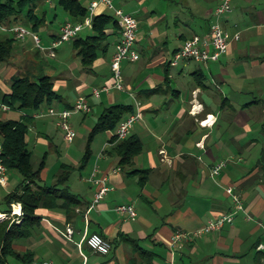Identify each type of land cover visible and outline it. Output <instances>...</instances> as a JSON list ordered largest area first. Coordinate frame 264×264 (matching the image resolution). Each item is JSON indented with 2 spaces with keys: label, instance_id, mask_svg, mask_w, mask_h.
<instances>
[{
  "label": "crops",
  "instance_id": "1",
  "mask_svg": "<svg viewBox=\"0 0 264 264\" xmlns=\"http://www.w3.org/2000/svg\"><path fill=\"white\" fill-rule=\"evenodd\" d=\"M31 1L33 15L40 21L36 32L28 23V8L0 22V42L13 38L10 28L22 26L49 48L59 38L62 25L74 23L58 0L51 4ZM78 1L88 15L90 6L98 3L93 18L109 15L116 20L99 0ZM111 2L138 22L134 50L139 59L122 63L124 92L94 94L113 83L110 64L120 39L118 23L106 30V50L90 68L83 67L72 43L60 45L51 57L30 38L16 41L10 60L0 63V104L11 92L14 78L48 76L59 96L51 108L70 110L81 96L91 107L89 114L70 118L75 138L66 153L53 143L56 133L52 129L59 130L55 120L35 119L29 144L33 140L55 156L53 163L48 153L43 156L45 167L37 186L55 185L63 167H69L70 177L60 188L80 200V205L68 214L41 206L30 236L15 240L12 253L0 255V264H264V0H232L231 12L220 20L230 37L226 55L216 62H180L177 66L171 62L186 40L209 37L221 0ZM84 33L89 35L91 29L79 37ZM117 105L132 106L134 113L141 114L129 134L142 142L141 154L133 159L132 169L119 166L116 144L110 141L114 132L107 131L90 144V169L88 164L81 168L78 156L85 154L88 144L74 146L80 133L90 135L102 113ZM9 113L15 119L26 115L11 111L1 115ZM219 163L225 166L214 177L212 170ZM95 166L100 174L108 175L111 191L91 209L96 186L87 179ZM132 171L140 173L133 175ZM21 181L8 171L6 185H0V224H21V205L13 204L11 213L5 214L4 204ZM234 195L241 200V211L235 210ZM121 205L133 206L136 216L118 213L116 208ZM227 215H233V222L220 231L172 247L176 233L196 232ZM68 231L72 232L69 238ZM92 234L111 245L107 255L86 245Z\"/></svg>",
  "mask_w": 264,
  "mask_h": 264
},
{
  "label": "trees",
  "instance_id": "2",
  "mask_svg": "<svg viewBox=\"0 0 264 264\" xmlns=\"http://www.w3.org/2000/svg\"><path fill=\"white\" fill-rule=\"evenodd\" d=\"M31 3V0H0V22L4 23L10 17L22 14L29 8L26 13L28 23L36 32L40 21L33 15ZM58 6L69 14L74 23L83 22L88 16L87 9L78 0H58ZM113 24L117 25V21L109 15L96 16L93 18L91 33L85 38L78 36L75 41L71 42L83 67L90 68L99 53L106 50L108 40L106 30ZM16 41L13 37L0 42V63L10 60ZM10 90L11 92L4 96L2 104L8 106L11 112H24L26 115L22 114L18 119H9L3 117L0 112L2 164L7 172H17L22 180L17 191L4 198V204L6 205L5 214L11 213L13 204H20L22 221L20 225L11 224L9 221L0 224V255L2 256L12 253L11 245L15 240L30 236L31 229L37 223L36 211L41 206L61 209L68 214L70 210L80 205V200L69 194L67 189L60 188L66 184L70 177L72 170L69 167H63L55 185L37 186L45 163L43 161L38 166L33 165V152L30 150L27 140L35 122L30 114L37 113L44 107L50 109L59 100V96L54 90L53 80L48 76H42L36 80L18 77L12 80ZM129 113L134 114L132 106L123 105L109 107L102 113L89 136L81 168L86 167L91 159L90 144L93 139L107 131L115 132L119 124L123 122L125 115ZM110 141L116 144L115 151L119 157V166L132 169L133 159L143 150L142 142L136 137H128L125 140L113 137ZM139 173V171L131 172L133 175H139ZM145 179H141V181H145ZM16 257L20 256L16 255ZM31 263L33 262L28 261L27 264ZM2 264L4 263L2 262Z\"/></svg>",
  "mask_w": 264,
  "mask_h": 264
},
{
  "label": "built area",
  "instance_id": "3",
  "mask_svg": "<svg viewBox=\"0 0 264 264\" xmlns=\"http://www.w3.org/2000/svg\"><path fill=\"white\" fill-rule=\"evenodd\" d=\"M47 3H52V0H44ZM99 3L105 5L108 9L113 11L114 16L120 28V39L116 45L115 52L111 59V71L113 76V83L110 86H105L101 90H95L94 94L98 96L101 92H109L116 90L119 92L124 91L123 76L121 66L124 61L136 62L139 59V55L134 50L136 42V34L138 31V22L130 15L124 14L121 10H117L112 5L111 0H99ZM98 3H93L89 8V15L80 23L67 22L60 28L59 38L51 44L49 48H44L41 44L40 37L31 30L22 26H13L9 29L14 39L17 41H24L28 38L32 39L35 46L41 51H49L50 56H54V50L62 44L71 43L79 36V34L85 29L92 28L93 12L96 9ZM232 9V0H221L219 6L215 11L216 21L212 25L210 35L207 39L194 36L191 39L186 40L182 47L175 53L171 62L172 66H177L180 62H196V63H209L216 62L221 57L226 55L230 46V37L228 33L223 29L220 20L225 15L229 14ZM10 108L3 104H0V112H9ZM91 107L87 99L83 96L79 97L74 106L70 110H56L54 108L46 109L41 112H37L33 115L34 119H40L45 117H51L55 120L56 126L64 133V140L67 143H72L75 138V133L72 131L69 120L76 114H89ZM141 119L139 111L130 115L126 120L119 124L117 130L114 132V137L118 140H125L129 137L132 126ZM224 163H219L212 170V176L216 177L220 174L224 168ZM6 173L7 170L2 164L1 160V143H0V185H6ZM113 171L112 174H115ZM88 182L96 186L93 201L90 206L93 209L98 205L111 191L108 185V175L100 174L97 166H95L87 179ZM233 200L235 203V210L241 211L242 203L238 196L234 195ZM116 211L123 215H128L130 218L136 216V212L131 205H121L116 208ZM233 215L224 216L216 221L209 222L200 230L187 233H176L172 239V247L176 248L181 241H189L193 238L201 237L206 234L220 231L225 225L232 224ZM72 232H67V237L71 236ZM86 245L95 253L101 255H107L111 250V245L106 242L101 236L92 234L86 238ZM31 264H53L51 261L33 262Z\"/></svg>",
  "mask_w": 264,
  "mask_h": 264
},
{
  "label": "rangeland",
  "instance_id": "4",
  "mask_svg": "<svg viewBox=\"0 0 264 264\" xmlns=\"http://www.w3.org/2000/svg\"><path fill=\"white\" fill-rule=\"evenodd\" d=\"M81 37L82 38H85L86 37V34L85 33L82 34ZM110 67H111V64H110ZM3 117H5V116H3ZM15 117H17V116L15 114H13V113H9V115L7 116V118H9V119H15ZM91 118H92V116L89 117V119H91ZM55 127H56V125H55ZM51 133H53V134L56 133V135H57V136L55 135V140L53 141V143L57 147L61 148V150L63 151V153H66L68 143L65 142V140H64V133L60 129L56 131L55 128L52 129V132ZM31 136H30V139H31ZM89 136L90 135H87L85 137V136L82 135V133H80V137L76 141V143L74 144V146H77L78 147L79 144L82 145V146H86L88 144V142H89ZM29 145H30V150L33 152L32 163H33L34 166H38L41 163L42 158L45 155V153H48V155H49L48 161L51 162V163H53V159H55L54 152L49 151V148L48 147H42V146L35 145L33 140H31V142H30ZM71 152H72L71 155L73 156L74 155V152L73 151H71ZM75 156H77V153H75ZM83 156H84V152H83V154H80L78 156L79 159H80V161H82ZM91 166L92 165L90 163V164H88V167L87 168L90 169ZM12 173H15L16 176H18L19 179H20V176H19V174L17 172L13 171Z\"/></svg>",
  "mask_w": 264,
  "mask_h": 264
},
{
  "label": "bare ground",
  "instance_id": "5",
  "mask_svg": "<svg viewBox=\"0 0 264 264\" xmlns=\"http://www.w3.org/2000/svg\"><path fill=\"white\" fill-rule=\"evenodd\" d=\"M17 211H18V210H17ZM1 218H3V216H2V215H0V219H1Z\"/></svg>",
  "mask_w": 264,
  "mask_h": 264
}]
</instances>
